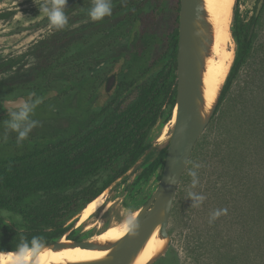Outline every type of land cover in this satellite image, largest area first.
<instances>
[{
  "label": "trees",
  "instance_id": "1",
  "mask_svg": "<svg viewBox=\"0 0 264 264\" xmlns=\"http://www.w3.org/2000/svg\"><path fill=\"white\" fill-rule=\"evenodd\" d=\"M175 1L177 25L168 35L167 50L154 60L150 58L151 48L160 39L150 30L155 24L154 15H143L144 6H136L137 14L128 25L134 34L131 48L105 59L106 64L122 61V65L116 73L113 92L107 95L105 106L99 110L103 119L75 133L74 138L64 128L43 129L24 139H2V128L13 122V110L5 113L1 99L31 95L29 107L33 110L29 112V119L70 112L73 106L69 104L74 99L75 111L82 112L88 88L86 81L97 77V70L96 75L86 76L83 38L57 50L58 36L51 34L40 39L30 53L36 62L27 71L13 76L12 82L7 78L0 81V208L21 217L20 224H8L0 216V250H16L21 243L31 245L34 237L40 238L43 244L58 240L72 225L67 221L101 194L151 145L148 137L157 121L167 122L172 118L179 16V0ZM147 20L151 27L145 29L141 25ZM257 21L256 15L248 22L241 21L238 10L233 12L232 36L237 48L215 110L219 115L211 120L213 123L215 119L218 131L208 157L214 160L216 155L217 164L213 162L210 167L209 163H202L216 169L210 188L204 189L203 213L208 215L202 218V226L206 229L210 224L211 212L222 210L211 223V235L219 245L236 252L230 259L220 257L216 263L226 260L227 264H264V70L257 76L260 79L257 89L242 93L239 103L233 106L227 101L235 78L252 54L254 35L250 34V29ZM123 24L125 19H120L115 27L122 28ZM138 41H142L140 46ZM15 63L19 64L20 60H0V72L10 70ZM156 66L159 69L140 83ZM109 70L106 68V74ZM19 77L23 78L22 82L15 81ZM134 88L138 89L136 98L124 106L123 102ZM7 144L10 147H6ZM217 147L219 150L215 151ZM166 150L167 145H164L157 152L152 151L140 167L138 181L147 179L156 170L160 177ZM121 158H124L123 165L101 186L93 187L92 181L80 187L85 179L108 170Z\"/></svg>",
  "mask_w": 264,
  "mask_h": 264
},
{
  "label": "rangeland",
  "instance_id": "2",
  "mask_svg": "<svg viewBox=\"0 0 264 264\" xmlns=\"http://www.w3.org/2000/svg\"><path fill=\"white\" fill-rule=\"evenodd\" d=\"M259 1L260 0H234L232 5V20L228 26L225 27L227 43L224 49L230 56H233L234 59L237 48V43L232 36L234 10H238L239 19L244 22H248L253 15L258 16V21L253 23L250 29V34L254 35V48L252 54L245 65L240 69L228 95L227 101L229 100L228 103H231L232 106L239 103L242 93L257 89V85L260 83V79L257 76L261 75L264 70V0H262L257 11ZM50 2L51 0H0V60H20V63H15L16 65L10 70L0 72V81L7 78L10 83L12 82L11 78L17 76L20 71H27L36 62L35 57L30 54L33 46L36 45L37 41L42 38H47L51 34L58 36L57 42L55 43L57 45L56 50L59 48L62 49L68 42L87 38L88 35L91 36L93 30H109L116 26L117 21L125 19L124 26L116 29V32L119 31L117 34H112L109 39L107 37L103 40V43H98V38L89 48L91 49L90 51L104 50L105 56H114L129 49L128 47L131 48L132 40L129 39L128 34L122 37L115 45L111 44V41L119 35L120 30L128 29L131 18L137 14L134 9L137 5L144 6V8H146L147 5L152 7L149 10L144 9L142 14L148 16V13H151V15H154V26H149L148 20L141 26L145 29L151 27L150 30L160 38L151 48V60L157 59L168 48V35L177 25L176 16L178 13L177 2L175 0H111V15H107L99 21H93L88 16V9L91 7L92 0H67L64 11L68 17V24L63 29H56L49 23L47 16L42 11L43 7L50 6ZM56 30L57 32H55ZM55 44L53 47L56 46ZM84 50L86 53V48ZM121 65L122 61L112 64L107 75L110 76L113 73H117ZM158 69L159 66L154 67L140 83L145 82V80ZM227 74L222 81L223 83ZM15 81L22 82L23 78H16ZM114 87L113 85L111 90L107 92L104 89V85H102L99 89L100 97L97 103H104L108 93L111 94ZM137 92L138 89L134 88L127 95L123 105L126 106L132 102L134 98H136ZM51 94L54 95L55 91H52ZM30 97L31 95L26 96L27 100H29ZM69 105L74 106L75 99ZM166 109L167 107L164 106L165 111ZM9 112L10 109H5V113ZM218 115L219 112L216 114L214 112L212 118L215 117L216 119ZM69 119L70 116H68V112L44 114L39 117L28 118L26 121L21 122L20 130H23L24 127H28L29 131L27 136H29L40 133L43 129L47 131L67 129ZM215 119L213 123L210 120L204 132L199 137L191 155V161L178 186L169 219L168 232L170 240L168 248L165 253L152 264H227L228 262L226 260L217 263L215 260L220 257L222 259H230V257L236 253L233 249L228 250L226 247L219 245L218 241L213 240V236L211 235L213 226H211V223L205 226L206 229H204L201 223V220H203L202 218H206L207 212L203 213L205 210V203H202L199 207H193V200L188 197V192L190 190L205 196L204 189L207 186L210 188L211 176L214 175L216 169H209L205 165L209 163L211 167L213 162L217 164L216 155L214 160L208 157L213 143L215 142V138H217L218 129ZM171 120L172 118L167 122H163L159 119L149 133L148 140L151 144L159 139V144L154 149L156 152L168 143L173 126ZM10 125L11 124H6L5 127L2 128L1 138L6 140H10L11 138L19 139V131L14 130ZM164 127L166 129L164 138L160 139ZM6 147H10V145L7 144ZM217 150H219L218 147L215 151ZM203 161H205V165L202 164ZM123 163L124 158L117 160L108 170L101 171L97 175L85 179L80 187L92 181H94L93 187L101 186L102 183L120 169ZM197 164L200 165L198 169L196 167ZM140 167L134 174L129 175L126 179L116 180L111 186L104 189L101 194L104 195L106 201L105 210H103L104 208L100 209L98 211L99 213L97 212L93 216V219L96 220L100 217L102 221L106 222V226L110 221H118L122 219L123 216L130 214L135 211L136 208L146 203L158 185L160 177L158 175L159 171L156 170L147 179L138 181L137 175L142 168ZM190 171H196L198 173L199 184L196 189H191ZM68 191H71V189ZM0 216L8 224L21 223V217L7 208H0ZM71 222L72 225L60 238L74 239L80 237V239H82L88 237V234L91 232L96 233L99 231L97 228H93L91 232H84V226L79 225L83 222L80 217V212L69 219L67 224ZM211 243L212 245H210Z\"/></svg>",
  "mask_w": 264,
  "mask_h": 264
},
{
  "label": "water",
  "instance_id": "3",
  "mask_svg": "<svg viewBox=\"0 0 264 264\" xmlns=\"http://www.w3.org/2000/svg\"><path fill=\"white\" fill-rule=\"evenodd\" d=\"M261 2L262 0L258 3L257 11ZM213 42L214 29L209 20L205 1L179 0L177 83L175 107L172 113L174 122L158 185L146 203L136 209L137 213L129 224L128 232L117 240H89L88 236L76 240L59 238L52 243L44 244L45 247L52 250L81 247L107 251L104 256L97 259L64 264H134L139 252L156 230L158 237L164 242L144 264L154 263L165 253L170 240L169 219L178 186L199 137L214 115L224 84L223 82L219 84L212 104L206 108L203 74L207 59L212 53ZM115 80V75L109 77L106 90L112 88ZM21 99L28 104L26 96L20 94L13 98L2 99V105L5 109H13L12 103H19ZM158 144L159 139L152 143L124 173L114 179L107 187L116 180H123L134 174ZM170 177L175 178L174 183H169ZM9 251L15 252V250H0V252Z\"/></svg>",
  "mask_w": 264,
  "mask_h": 264
},
{
  "label": "bare ground",
  "instance_id": "4",
  "mask_svg": "<svg viewBox=\"0 0 264 264\" xmlns=\"http://www.w3.org/2000/svg\"><path fill=\"white\" fill-rule=\"evenodd\" d=\"M204 1L209 15V20L212 23L214 29L212 53L209 59H207L206 68L203 74L205 107L209 108L214 100L218 86L227 74L230 64L233 60V56H230V54L227 53L224 48L225 44L227 43V38L225 36V27H227L232 20V5L234 0ZM171 122H174V116L172 117ZM165 130L166 129L164 127L160 135V139L164 138ZM105 205L106 201L104 195L100 194L92 201H90L80 212V217L83 222L79 225L84 226V232H91L93 228H97L99 230L96 233L91 232L90 234H88L89 240H117L126 232H128L129 224L137 213V211L135 210L130 214L123 216L122 219L118 221H110V223L105 226L106 222L102 221L100 217H98L96 220L93 219V216L100 209L104 208L103 210H105ZM163 242L164 241L158 237L156 230L149 238L143 249L139 252L134 261V264H144L162 246ZM47 250L51 252L53 256L51 264H64L67 262L97 259L104 256V254H106L107 252L105 250L102 251L81 247H66L59 250H52L47 248ZM11 253L14 252H0V264H2L3 259Z\"/></svg>",
  "mask_w": 264,
  "mask_h": 264
},
{
  "label": "clouds",
  "instance_id": "5",
  "mask_svg": "<svg viewBox=\"0 0 264 264\" xmlns=\"http://www.w3.org/2000/svg\"><path fill=\"white\" fill-rule=\"evenodd\" d=\"M67 0H51L50 6L42 8L43 13L47 16L49 23L56 29H63L68 24V17L65 14L64 8ZM112 2L111 0H92L91 7L88 9V16L93 21H99L107 15H111ZM13 122L11 128L19 131V138L24 139L29 131L28 127L21 129V122L28 119L30 107L21 99L19 103H12ZM197 169L200 165H196ZM191 189H196L199 184L198 173L190 171ZM175 178L170 177L169 183H174ZM188 197L193 200V207H199L205 200V196L195 191L190 190ZM222 214V210H215L210 213L209 223H212ZM53 260L52 253L47 250V247L41 242L40 238L34 237L31 240V245L21 243L17 246L14 253L9 254L3 259L2 264H51Z\"/></svg>",
  "mask_w": 264,
  "mask_h": 264
},
{
  "label": "flooded vegetation",
  "instance_id": "6",
  "mask_svg": "<svg viewBox=\"0 0 264 264\" xmlns=\"http://www.w3.org/2000/svg\"><path fill=\"white\" fill-rule=\"evenodd\" d=\"M150 8H152V7L150 6ZM134 9L137 12V8H134ZM144 9H146V8H143V10ZM117 28H120V26L119 27L114 26L113 28H111L109 30H105V29L93 30V33L91 36L88 35L87 38H84V40H85L84 46H85L87 51L85 53L83 67L86 70V76L87 77L96 75L95 70H97V77H95L93 79H89L88 81H86V85L88 86V88L86 90L85 104L83 105L84 107L82 109V112H76L74 109V106L72 107V110L70 112H68V116H70V119H69V124L67 127V129H68L67 132L71 138H74L75 133L77 134L80 130L85 131L87 127L89 128V127H92L93 125H97L103 119V116L100 114L99 110L105 106L106 101L102 104L97 103V100L100 97L99 96V89L102 85H104V89L106 90V84H107V81L111 75H115V77H116L115 83H116L117 82V75H116V73H113L110 76L106 74V68L111 69L113 63L106 64L105 59L107 56H105L104 50L90 51L91 49L89 47H91V45L98 38H99L98 43H103V40H105L107 37L109 39V38H111L112 34H114V35H115V33L117 34L119 32V31L116 32ZM126 34L129 35L130 40L134 39L133 38L134 34L131 33L129 31V29L128 30H120L119 35L114 40L111 41V44L115 45ZM141 42L142 41H138V43H137L138 46L141 45ZM134 44H136V43H134ZM133 47L134 48H132V49H135V45ZM152 47H153V45H152ZM110 90H106V91L109 92ZM18 95H20V94H18ZM16 96L17 95H15L13 97H16ZM4 98H2V99H4ZM2 99H1V103H2ZM28 102H29V100H28ZM11 110H13V109H10V111ZM54 110H56V109H54ZM80 124H81V126H80ZM75 125H77L76 128H74ZM77 239H80V237H78Z\"/></svg>",
  "mask_w": 264,
  "mask_h": 264
}]
</instances>
